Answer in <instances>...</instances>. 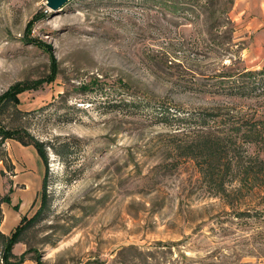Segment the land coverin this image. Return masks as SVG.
<instances>
[{
    "label": "rangeland",
    "instance_id": "374dc122",
    "mask_svg": "<svg viewBox=\"0 0 264 264\" xmlns=\"http://www.w3.org/2000/svg\"><path fill=\"white\" fill-rule=\"evenodd\" d=\"M217 1L229 11L212 18H228L232 33L230 25L209 37L197 6L180 16L146 0H67L56 9L46 0H0V95L19 91L0 124L73 146L65 163L46 151L47 211L13 254L29 248L38 264H264V210L260 221L240 220L209 196L193 163L165 146L185 129L111 109L139 100L238 110L193 85L264 66L248 50L258 10L240 15L233 0ZM259 198L237 208L264 206Z\"/></svg>",
    "mask_w": 264,
    "mask_h": 264
},
{
    "label": "trees",
    "instance_id": "16d2710c",
    "mask_svg": "<svg viewBox=\"0 0 264 264\" xmlns=\"http://www.w3.org/2000/svg\"><path fill=\"white\" fill-rule=\"evenodd\" d=\"M151 3H163L172 14L182 15L195 13L194 7H201L199 11L206 15V30L209 37L216 29L230 27L228 18L224 22L218 21L213 15L226 13L228 8L218 10L217 0H146ZM231 2V1H230ZM232 33V25L230 27ZM228 29L224 30V39L228 38ZM207 34V36H208ZM212 40V39H211ZM219 79L211 86L193 84L199 91L212 97L226 99L237 106L238 110L228 107H217L208 110L180 111L169 108L162 103L149 104L142 101L118 100L111 104L112 110L127 109L144 113L148 118L167 126L184 128L185 132L167 137L165 146L169 147L178 159L190 160L197 172L202 186L209 196L219 199L225 206L233 210V217L245 219L253 217L254 222L260 221L264 206L237 208L245 205L248 196L260 197L264 203V68L257 70L235 69L220 73ZM17 92H6L0 95V114L7 109L15 108ZM246 104L249 112H240ZM15 110V109H14ZM131 113V112H130ZM12 140L21 146L33 147L40 157L44 172L41 181L39 206L31 219L21 217L19 223L8 233L0 232V264H21L31 260L38 264V258H27L29 248L19 255L12 253L16 244H24L26 231L38 219H42L47 211L48 195L46 192L50 170L46 151L50 150L61 162L68 159L72 145L68 142H59V139L50 142H41L27 131L12 127L7 128L0 124V162L3 168L0 177L8 187L0 195V206L9 202V193L12 176V165L5 155L3 144ZM9 174L6 178V174ZM237 203V204H236ZM254 205V204H253ZM245 207V206H244ZM262 220V219H261ZM1 222V209H0ZM63 232L61 235H65ZM54 244L51 242L49 245Z\"/></svg>",
    "mask_w": 264,
    "mask_h": 264
},
{
    "label": "crops",
    "instance_id": "0c3cea01",
    "mask_svg": "<svg viewBox=\"0 0 264 264\" xmlns=\"http://www.w3.org/2000/svg\"><path fill=\"white\" fill-rule=\"evenodd\" d=\"M262 1L263 0H233V8L237 9L240 15L245 12V10L249 11V9L253 10V8H256L255 11L258 10L257 13L250 16L248 21L252 24V42L248 50L252 54L262 56L263 58L264 8ZM253 25L256 27L254 32ZM243 50H245V47ZM260 68H264V66ZM6 152L12 165L13 174L9 177L11 181L9 202L3 203L0 206V232L3 234H8L19 223L21 217H27L29 213L34 211L32 208H36V203L37 201L39 202L41 181L44 172L43 163L33 147L21 146L10 140V143L7 144ZM1 169L2 166H0V170ZM7 188L8 187L0 177V195L6 192ZM21 264L30 263L24 261Z\"/></svg>",
    "mask_w": 264,
    "mask_h": 264
},
{
    "label": "water",
    "instance_id": "95a60500",
    "mask_svg": "<svg viewBox=\"0 0 264 264\" xmlns=\"http://www.w3.org/2000/svg\"><path fill=\"white\" fill-rule=\"evenodd\" d=\"M67 0H46V6L51 9H56L62 4H64Z\"/></svg>",
    "mask_w": 264,
    "mask_h": 264
}]
</instances>
